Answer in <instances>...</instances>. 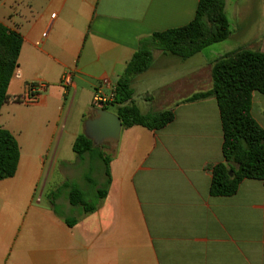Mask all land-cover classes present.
Returning <instances> with one entry per match:
<instances>
[{"label":"crops","instance_id":"1","mask_svg":"<svg viewBox=\"0 0 264 264\" xmlns=\"http://www.w3.org/2000/svg\"><path fill=\"white\" fill-rule=\"evenodd\" d=\"M254 2L225 0L226 41L250 30ZM197 4L0 0V22L22 39L18 76L11 77L0 108V127L19 146L15 174L0 180V264H264V179L244 178L231 195L210 194L211 166L223 161L219 109L213 97L186 101L211 88L219 56L240 48L264 52V32L259 36L254 28L247 33L248 46L194 54L198 61L171 84L173 92L165 86L142 95L136 90L140 76L191 58L154 50L149 68L132 78L133 102L139 108L137 101L144 103L142 113L171 109L173 120L157 130L121 127L119 139L111 142L107 192L93 212L80 208L78 219L58 215L50 201L69 211L68 199L43 200V167L68 162L63 151L72 150L80 134L59 126L64 111L69 114L82 100L86 117H93L92 97L99 90L115 113L118 105L109 102L139 40L186 25ZM68 71L71 83L64 85ZM28 84L38 91L35 101L25 104L18 98ZM251 114L264 128V94L253 93ZM46 121L51 124L43 125Z\"/></svg>","mask_w":264,"mask_h":264},{"label":"trees","instance_id":"2","mask_svg":"<svg viewBox=\"0 0 264 264\" xmlns=\"http://www.w3.org/2000/svg\"><path fill=\"white\" fill-rule=\"evenodd\" d=\"M229 35V22L225 14V0H198L193 19L186 25L153 32L139 40L138 47L118 78L109 103L117 104L116 114L123 128L141 125L157 130L171 122L173 110L142 113L133 102L132 78L149 68L153 51L159 50L182 59L189 58L203 48L225 40ZM19 33L0 22V108L7 100V88L21 50ZM212 86L196 92L186 101L213 97L216 100L222 128L223 161L211 166L209 192L212 195L235 193L242 179H264V128L251 114L252 95L264 94V52L240 48L216 58L212 64ZM101 108L108 109V103ZM102 144L94 145L83 133L72 143L75 156L83 160L88 155L104 166V188L97 189L96 201L88 202L84 191L65 184L71 205L80 206L82 213L93 212L99 199L105 196L109 185V156ZM19 161V146L14 136L0 127V180L12 177ZM92 181L91 178H87ZM93 182V181H92ZM96 187V184H94ZM50 205L60 215L53 201ZM68 223L75 218L64 217Z\"/></svg>","mask_w":264,"mask_h":264},{"label":"rangeland","instance_id":"3","mask_svg":"<svg viewBox=\"0 0 264 264\" xmlns=\"http://www.w3.org/2000/svg\"><path fill=\"white\" fill-rule=\"evenodd\" d=\"M255 2L250 5L249 15L251 16V21L249 26L251 31L254 28V31L262 36L264 32V0H254ZM250 4V3H249ZM245 32L243 35L239 34L238 37L232 38L231 40H223L220 42L213 43L204 49H214L218 52H224L231 48H236L241 46V44H246L250 41L249 35ZM248 46V44H246ZM208 51V50H207ZM187 59V58H186ZM196 61H198L197 56H191L189 60L177 61L173 60L172 62L159 65L147 74H144L138 78L136 84V90L142 95L147 92L150 94H156L159 91L168 88L170 91L176 88V86H171V84L177 82V77L180 76L182 72H185V69L190 65L192 66ZM181 62V63H180ZM192 88L196 87H189ZM198 88V87H197ZM173 92V91H172ZM183 95H187V92H184ZM177 94H174L176 97ZM149 103V102H148ZM82 100L77 103L74 109L66 114L64 111L59 126H65V129H71L74 132L81 133L84 130V123L88 119L86 117L87 112L83 111ZM137 104L140 106L139 110H143L144 103L137 101ZM148 105V104H147ZM51 122V121H50ZM48 121L44 122L43 125H50ZM35 126L41 125V123L34 124ZM100 145V144H99ZM111 142L105 141L102 143V151L109 156L111 154ZM63 155L69 161L62 165H53L52 163H46L43 167V172L41 175L40 182L45 186V196L43 200L47 197H59L62 201L67 198V188L64 189V185H75L81 188L85 193V198L88 202H95L97 196V189L104 188V166L103 163L99 160H93L88 158V155L85 156L83 160L75 157L74 152L71 148H68L67 151H63ZM87 178H91L92 181H89ZM66 182V183H65ZM64 184V185H62ZM96 184V187H94ZM47 194V195H46ZM73 206V205H72ZM58 211L68 215L69 217L79 218L80 206H73L69 211L65 210V204L57 203Z\"/></svg>","mask_w":264,"mask_h":264},{"label":"water","instance_id":"4","mask_svg":"<svg viewBox=\"0 0 264 264\" xmlns=\"http://www.w3.org/2000/svg\"><path fill=\"white\" fill-rule=\"evenodd\" d=\"M93 114V117L85 121L83 134L91 139L94 145L105 141L116 142L122 127L119 116L99 107H94Z\"/></svg>","mask_w":264,"mask_h":264},{"label":"built area","instance_id":"5","mask_svg":"<svg viewBox=\"0 0 264 264\" xmlns=\"http://www.w3.org/2000/svg\"><path fill=\"white\" fill-rule=\"evenodd\" d=\"M14 76H18V73L13 71ZM12 75V76H13ZM62 83L64 85H69L71 83V73L65 72L62 76ZM37 91H38V86L36 84H28L25 88V92L23 95H21L18 99L22 101L25 104H29L35 101L36 96H37ZM108 98L101 92V91H96L93 94L92 97V104L94 107H99L101 108L108 102Z\"/></svg>","mask_w":264,"mask_h":264}]
</instances>
